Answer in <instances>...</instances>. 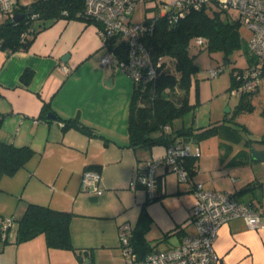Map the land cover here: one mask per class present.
Wrapping results in <instances>:
<instances>
[{"label": "crops", "instance_id": "1", "mask_svg": "<svg viewBox=\"0 0 264 264\" xmlns=\"http://www.w3.org/2000/svg\"><path fill=\"white\" fill-rule=\"evenodd\" d=\"M97 27L90 20L58 18L41 29L26 50L0 48V140L33 150L14 174H0V220L13 219L6 234L0 232V264H122L117 227L125 221L137 227L143 209L150 218L143 255L176 246L194 233L193 193L167 167L160 165L156 171L157 199L151 200L139 184L131 187L147 159L162 156L165 147L128 146L134 82L120 69L100 65L104 49ZM243 55L244 66L252 63V54ZM260 88L261 81L256 94ZM48 113L77 117L97 135L76 127L63 129L60 119ZM262 133L220 134L231 141L240 139L237 146L228 143L226 150L213 154L202 153L191 141V153L199 152L192 182L225 191L264 213V161L251 156V149L264 151V143L246 141ZM85 166L99 173L101 194L79 192ZM249 182L252 188L239 192ZM180 190L188 192L182 195L186 197L183 214L176 212L180 207L168 206L173 203L174 208ZM158 201L171 218L153 209L151 204ZM28 203L70 212L73 247L48 246L43 233L16 241L14 220ZM214 249L220 256L217 264H264V228L249 229L242 218L231 219L219 228Z\"/></svg>", "mask_w": 264, "mask_h": 264}, {"label": "trees", "instance_id": "2", "mask_svg": "<svg viewBox=\"0 0 264 264\" xmlns=\"http://www.w3.org/2000/svg\"><path fill=\"white\" fill-rule=\"evenodd\" d=\"M83 8L84 0H33L26 5H20L19 0H16L11 10L13 15L15 13L24 14L28 10H33V12L25 14L19 21H14L13 15L0 21V48L9 52L26 50L35 35L58 18H81L94 22L89 17L81 16L80 12ZM96 25L98 24L96 23ZM241 27L239 18L235 14L212 6L191 10L179 21L171 24L164 17L158 18L152 32L141 38L142 42L150 49L153 63L155 65L159 63V65L156 66V75L153 80L134 81L127 123L129 147L163 146L166 152L170 146L179 143L190 144L191 141L213 134L238 137L243 127L236 128L221 123L199 129L192 122L186 125L181 121L180 126L174 128V123L187 114L193 115L194 119L197 108V101L192 98L190 93L193 86L195 92L198 90L199 67L195 63L194 55L189 53L192 40L194 41L196 37L203 38L202 47L209 53L220 52L226 61H229V56L238 49L242 53L252 54V63L243 68L233 67L230 89L239 85L236 76L243 74L251 65L259 64L261 76L264 75V65H260L264 64V61L259 62L250 51L246 39L240 32ZM117 47L120 45L118 44ZM257 88L258 86L242 93L241 99L254 93ZM54 115L55 118L60 119L63 129L76 127L87 135H97L77 117L62 118L57 114ZM262 115H264V109H262ZM246 141L264 143V133L258 139L247 138ZM32 152L33 150L27 146H15L0 140V174H14L25 164ZM196 157V155L190 154L182 159L191 183H193L192 176L196 173ZM85 168L92 169L90 166H85ZM251 188L252 183L249 182L239 192ZM156 197L157 194L153 199ZM71 217L72 214L67 211L28 203L22 215L14 220L17 222L16 241H23L43 233L48 246L72 248ZM3 219L0 220L1 224ZM149 220L148 214L143 209L139 214L138 225L133 229L131 241L139 257H143L147 253L143 255V248L148 244L144 240V233L148 228ZM0 232L3 235L1 225Z\"/></svg>", "mask_w": 264, "mask_h": 264}, {"label": "built area", "instance_id": "3", "mask_svg": "<svg viewBox=\"0 0 264 264\" xmlns=\"http://www.w3.org/2000/svg\"><path fill=\"white\" fill-rule=\"evenodd\" d=\"M154 1L157 13L142 22L129 19L138 2ZM16 0H0V21L12 16ZM212 6L235 14L250 36L247 46L259 62L264 61V0H84L81 16L89 17L97 23V31L104 49L100 65H111L123 71L134 81L153 80L156 65L152 61L150 49L142 42L143 35L152 32L155 22L160 17L168 23L179 21L191 10ZM202 46L204 40L198 36L194 39ZM120 47H117V45ZM62 69L68 71L67 67ZM221 72L219 67L208 70L209 77ZM239 85L232 92L241 95L255 89L261 80L259 64L249 66L241 75L236 76ZM62 125V123H61ZM191 153L189 143H179L167 148L164 155L147 159L131 184L143 186L150 199L155 197L157 188L156 171L164 165L176 172L181 182L187 183L193 193L191 223L194 233L185 236L181 243L168 249L153 250L143 257L135 251L131 237L133 228L129 222L118 225V239L122 254V264H217L220 256L214 249V241L219 228L231 219L242 218L249 229L264 228V213L251 204L241 202L231 194L206 189L201 182H189L182 159ZM198 150L194 155L198 156ZM80 189L94 194H101L100 175L97 171L85 168L81 174ZM12 223V218L5 217L1 224L3 234Z\"/></svg>", "mask_w": 264, "mask_h": 264}, {"label": "rangeland", "instance_id": "4", "mask_svg": "<svg viewBox=\"0 0 264 264\" xmlns=\"http://www.w3.org/2000/svg\"><path fill=\"white\" fill-rule=\"evenodd\" d=\"M32 1L33 0H19V4L26 5ZM157 11L156 2L154 1L138 2L135 5L129 19L134 22H142L146 18L154 16ZM240 30H242L241 34L243 37L248 39L250 36L248 30L244 26H242ZM189 53L194 55L195 63L199 67V72L197 74L199 76L198 90L195 92L193 86L190 93L192 98L197 101V108L195 109L194 119L193 115L187 114L184 118L174 123V128H178L181 121L186 125L192 122L193 125H197L199 129L205 128L208 125H219L221 123H225L230 126H235L236 128L243 127L240 131L242 134L253 137L255 135H260L262 130H264V116H262L261 111L262 105H264V76H262V79L260 80L261 90L257 94L254 92L241 99L238 93H234L232 92V89H230L232 84L231 71L233 70V67L243 68L245 67L244 65H246L245 57L240 49L235 50L229 56V61H226L222 53H209L205 48L195 44L192 40L189 47ZM215 67H219L221 72L217 76L211 78L208 75V70ZM235 133H238V131H235ZM238 139L231 141L229 138L221 137L220 134H213L208 137L192 141V145L193 147L196 145L200 148L202 153L213 154L215 150L220 151L221 148L226 150L228 143L232 144L233 142V146H237L236 144ZM241 142H243V140H241ZM169 174L178 180L176 172L171 171ZM180 183L182 184V182ZM101 188L103 190L102 186ZM79 192L84 194L89 193L81 190L80 186ZM186 194H188V192L180 190V193L175 194L180 196L177 204L174 205V208L172 207L173 203L168 206L173 210L176 206L180 207L176 212L179 211L183 214L186 197L184 198L182 195ZM151 206H153V209L157 213H160L161 216L164 215L166 218H171L170 214L165 212L159 205V201L151 204ZM180 217L181 221L183 216ZM152 226L153 231L151 235L154 236L156 235L154 229L155 225Z\"/></svg>", "mask_w": 264, "mask_h": 264}, {"label": "water", "instance_id": "5", "mask_svg": "<svg viewBox=\"0 0 264 264\" xmlns=\"http://www.w3.org/2000/svg\"><path fill=\"white\" fill-rule=\"evenodd\" d=\"M32 12H33V10H28L24 14L15 13L13 15V18L12 19L14 21H19L20 19H22L25 16V14H31ZM48 116L51 117V118H54L55 117L51 113H48ZM251 156H252V158H254L256 160L264 161V151H258V150H255V149H251Z\"/></svg>", "mask_w": 264, "mask_h": 264}]
</instances>
